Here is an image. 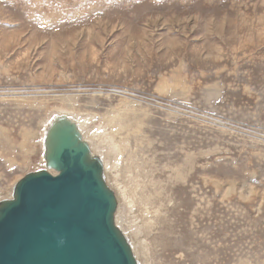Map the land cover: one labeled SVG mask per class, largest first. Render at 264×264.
Masks as SVG:
<instances>
[{"label":"rangeland","instance_id":"374dc122","mask_svg":"<svg viewBox=\"0 0 264 264\" xmlns=\"http://www.w3.org/2000/svg\"><path fill=\"white\" fill-rule=\"evenodd\" d=\"M66 111L139 264H264V0H0V201Z\"/></svg>","mask_w":264,"mask_h":264},{"label":"water","instance_id":"95a60500","mask_svg":"<svg viewBox=\"0 0 264 264\" xmlns=\"http://www.w3.org/2000/svg\"><path fill=\"white\" fill-rule=\"evenodd\" d=\"M48 169L0 201V264H139L116 223L117 200L78 125L59 114L47 130Z\"/></svg>","mask_w":264,"mask_h":264},{"label":"bare ground","instance_id":"6f19581e","mask_svg":"<svg viewBox=\"0 0 264 264\" xmlns=\"http://www.w3.org/2000/svg\"><path fill=\"white\" fill-rule=\"evenodd\" d=\"M68 109V108H67ZM124 110V109H123ZM66 113H70L69 111H66L65 112V114ZM61 114V113H60ZM57 115V114H56ZM55 115V116H56ZM68 115V114H67ZM70 116H72V115H70ZM94 116V115H93ZM122 115H119V116H115V118L113 117L112 119H113V121H116V122H118L116 125H114V127H113V129H112V133L111 134H108L107 136H103L102 135V133H101V139L99 140V142H97L98 140H93V143L92 144H94V146H93V148H94V150H95V152H99V153H102V155H101V157L103 156L104 157V159H103V164H104V168L106 169V171H108L110 174H111V172H112V169H113V167H114V169H116L117 167L119 168L118 170H120V167L118 166L119 165V163H120V159L118 158L119 156L122 158V153H123V149H122V145L121 144H119L118 142H117V138L115 137L116 135H124V134H122V133H127V132H130V127H127V126H125L124 125V123H125V121H122V119L120 118ZM73 117V116H72ZM92 117V116H91ZM97 117V116H96ZM118 117V119H116ZM53 118H54V116H53ZM53 118H51V119H53ZM56 118V117H55ZM90 118V117H89ZM50 119V120H51ZM85 119V118H84ZM75 120H79V122H80V120H81V123L83 124V123H86L87 121H82V119H81V117L80 118H77V117H75ZM90 120V119H89ZM47 122H48V120H47ZM51 122V121H50ZM51 124V123H50ZM100 125V124H99ZM82 126V125H81ZM86 127V126H85ZM89 127V126H88ZM44 128H45V126H44ZM44 128H42V131L44 130ZM82 128H84V126L83 127H81V130H82ZM86 129V128H85ZM84 130V129H83ZM90 130H92V129H90ZM96 130V129H95ZM98 130V129H97ZM45 131H47V130H45ZM93 131V130H92ZM110 131V130H109ZM41 132V131H40ZM96 132V131H95ZM106 132V131H105ZM97 133V132H96ZM132 133V132H131ZM92 134V133H91ZM46 135V134H45ZM90 135V134H89ZM88 135V136H89ZM93 135V134H92ZM95 135V134H94ZM87 136V138H89ZM91 136V135H90ZM45 137V136H44ZM91 138V137H90ZM89 138V140H91ZM25 140V139H24ZM38 141V140H37ZM44 141V140H43ZM88 141V140H87ZM126 143H127V146H129V141H126ZM89 145H90V143H89ZM127 150H129V148L127 147ZM42 151V150H41ZM109 151H111V153H112V158H110L109 156H108V154L107 153H110ZM125 151H126V149H125ZM129 151H132L131 149L129 150ZM97 152V153H98ZM133 152H136L134 149H133ZM92 153H94V152H92ZM96 153V154H97ZM109 157L110 158V160H111V162L107 159V158ZM35 159V158H34ZM46 161V160H45ZM110 168H111V171H110ZM130 169L132 170V168L130 167ZM131 170H128V171H126V172H129V171H131ZM55 171V170H54ZM52 174H57L58 173V171H56V172H51ZM120 173V172H119ZM128 177H130V178H133V176H132V174L129 172V175H128ZM18 179V178H17ZM123 188V187H122ZM121 194H124V193H121ZM125 195V194H124ZM228 195V194H227ZM126 197V196H125ZM118 201H120L119 199H118ZM129 204V203H128ZM115 220H116V223L119 225V227H120V229L122 230V231H129L130 230V228L129 227H125L124 225H121V222H124L125 221V218H124V215H123V217H121L120 216V214L119 215H117V216H115ZM134 227V226H133ZM134 232H135V230H133ZM131 232V231H130ZM137 232V231H136ZM124 233H126V232H124ZM134 235H136V233H134ZM127 236V235H126ZM135 240H137V239H135ZM134 240V242H136ZM140 240V239H139ZM138 242H140V241H138ZM133 244V243H132ZM136 244V243H135ZM134 244V245H135ZM138 246H140V244L138 243L137 244ZM142 245H144V242L142 243ZM132 246V245H131ZM169 247H167L166 249H164L163 250V254H162V257H171V255H172V251L174 250V249H176L177 247L176 246H171V242L169 243V245H168ZM134 248V247H133ZM137 248V247H136ZM136 248H135V250H136ZM145 249H146V247H145ZM138 255V254H137ZM137 258H138V256H137ZM145 262H146V259H145ZM202 264H209V261H207L206 259H205V257L203 256V259H202Z\"/></svg>","mask_w":264,"mask_h":264}]
</instances>
